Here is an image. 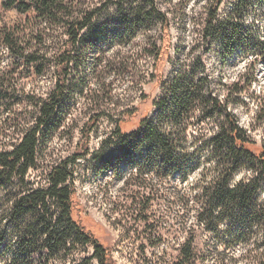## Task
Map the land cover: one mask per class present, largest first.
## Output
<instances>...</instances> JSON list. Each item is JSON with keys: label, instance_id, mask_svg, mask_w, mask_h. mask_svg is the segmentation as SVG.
<instances>
[{"label": "trees", "instance_id": "trees-1", "mask_svg": "<svg viewBox=\"0 0 264 264\" xmlns=\"http://www.w3.org/2000/svg\"><path fill=\"white\" fill-rule=\"evenodd\" d=\"M101 1L103 8L113 5L120 17L121 29L108 36L101 32L102 26L92 29L97 9L103 8L85 6L90 0L0 1L3 8H12L21 15L14 26L0 28V48L6 50L10 60L0 68V264H116L111 248L90 227L85 213L82 215L76 197L74 164L93 152L85 143L69 157L47 160L43 139L61 125L56 113L66 107L69 99V77L78 51L98 44H119L125 36L129 39L137 29L146 30L149 25L155 34L145 51L153 62L151 77L160 80L162 94L152 102L153 116L149 113L142 117L137 128L125 132L114 126L102 143L103 149L112 154L104 162H97L96 167L102 173L116 172L120 165H129L144 154L149 170L159 160L166 177L184 169L191 171L196 165L188 158L200 147L192 153L187 150L186 126L191 121L218 120L222 116L206 142L208 157L216 160V176L206 182L198 196L202 208L199 220L224 222L229 227L237 222L233 225L240 230L246 227V231L264 224L258 216L263 212L258 214L260 210L253 203L257 179L229 183L245 161L252 163L256 172L257 165L264 168V147H257L246 135L216 94L206 92V78L198 77L195 71L199 62L202 70L206 68L205 54L213 48L221 64L229 63L237 52L254 63L264 62V40L253 24H246L253 6L261 5L264 13V0H194V4L204 3L200 13L191 18L197 26L200 50L193 64L181 60L167 82L161 80L163 67L182 43L178 34V43L173 44L171 28L179 24L184 29L181 18L190 0H177L173 5L174 0H166L164 10L162 0ZM225 2L229 8L220 13ZM53 27L62 30L60 35H53ZM85 30L90 35L84 36ZM175 30L181 32L179 26ZM59 36L65 37L61 43H57ZM59 47L61 52L55 56ZM19 65L34 66L36 74L50 71L52 78L44 95L28 94L12 82ZM87 90L81 84L78 94L88 96L91 102L94 96ZM100 115H89L81 128L83 136L88 137L91 121ZM258 118H264V108L259 110ZM4 137L11 140L6 142ZM30 171H40L43 178L29 180ZM261 173L264 170L257 172ZM237 228L239 237L243 232ZM262 235L264 238V232ZM191 243L188 240L182 246L179 260L172 264H190ZM88 247L91 254L83 256L82 251ZM75 255L81 258L75 259Z\"/></svg>", "mask_w": 264, "mask_h": 264}, {"label": "rangeland", "instance_id": "rangeland-1", "mask_svg": "<svg viewBox=\"0 0 264 264\" xmlns=\"http://www.w3.org/2000/svg\"><path fill=\"white\" fill-rule=\"evenodd\" d=\"M193 1L187 2V12L181 18L184 29L179 24L171 28L173 44L178 43V34L182 43L178 53H171L170 61L163 67L161 80L164 82L170 79L181 60H186L187 65L193 64L200 50L197 26L191 18L200 13L204 3L198 1L194 4ZM164 2L166 0L160 1L163 10ZM101 4V0H90L85 6L103 8ZM228 8L225 2L219 12ZM252 8L246 24H253L264 40L263 7ZM102 10L97 9L92 29L102 26L101 32L105 36L121 29L114 6L109 4ZM20 19L21 15L14 9H5L0 2V28L14 26ZM178 26L180 33L175 30ZM51 31L53 35H60L62 30L53 27ZM82 34L90 35L89 30ZM154 34V28L149 25L146 30L137 29L129 39L125 36L119 44H98L78 51L69 77V99L66 107L56 113L61 125L44 137L47 146L44 154L47 160L66 158L77 147L88 144L92 156L77 159L74 164L76 197L80 210L84 211L82 215L85 213L90 227L111 248L116 264H172L179 260L180 249L188 240L192 242L190 264H264V224L250 231L245 227L238 237L235 233L238 225H233L237 222L229 227L224 222L216 224L199 220L202 208L198 196L206 182L216 176V160L208 157L210 148L206 142L222 122V116L218 120L191 121L186 126L187 150L192 153L194 148L200 147L188 158L196 165L191 171L184 169L166 177L159 160L149 170L144 154L136 156L129 165H120L116 172L102 173L96 167L97 162H104L112 154L103 149L102 143L114 126L125 132L137 128L139 120L149 115L152 102L162 94L160 80L151 77L153 62L145 51ZM64 39L59 36L57 43ZM61 49L55 50V56ZM216 52L217 49L213 48L205 54L206 68L202 70L199 62L195 67L197 76L206 78L209 84V87L205 86L206 92L216 94L225 105V111L237 119L246 135L257 147H264V118H258L259 110L264 108V62L254 63L237 52L229 63L221 64ZM9 63V54L0 48V68ZM51 78L49 70L36 74L34 66L19 65L12 82L28 94L44 95ZM81 84L89 88L87 93L94 96V100L90 102L88 96L84 98L78 94ZM234 86L236 91H233ZM97 113L101 115L91 121L88 137L83 136L81 128L89 115ZM150 114L152 117L153 113ZM3 140L8 142L11 138L4 137ZM179 166L182 168L181 164ZM252 166L245 161L234 171L229 183L257 179L258 189L253 203L257 211L260 210L258 214L263 212L259 218L264 219V173L257 174L264 168L257 165L256 172ZM27 178L40 180L43 175L40 171H30ZM91 252L88 247L82 254L88 256ZM74 258L81 256L75 255Z\"/></svg>", "mask_w": 264, "mask_h": 264}]
</instances>
